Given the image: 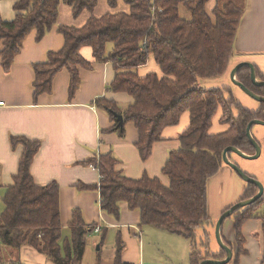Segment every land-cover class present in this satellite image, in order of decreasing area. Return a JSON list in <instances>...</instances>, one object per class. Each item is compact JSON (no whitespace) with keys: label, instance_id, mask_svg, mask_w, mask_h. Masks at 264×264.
Wrapping results in <instances>:
<instances>
[{"label":"trees","instance_id":"16d2710c","mask_svg":"<svg viewBox=\"0 0 264 264\" xmlns=\"http://www.w3.org/2000/svg\"><path fill=\"white\" fill-rule=\"evenodd\" d=\"M107 1L111 7H116L119 0ZM124 1L130 6V13L92 15L84 26L76 27L57 24L61 2L67 3L75 16H79L87 9L92 11L97 0H17L14 20L4 21L0 17V43L4 45L0 49L2 64L5 69L11 67L30 31L37 30V38L41 39L58 26L65 45L58 52L51 51L47 61L34 64V97L52 92L57 72L66 68L71 74L69 91L73 98L81 83L79 68L92 65V61L81 55L80 49L91 46L97 62L112 64L115 75L109 88L128 93L134 100L121 109L113 100L97 99V105L106 108L115 121L107 130L125 136V125L134 123L138 129L135 144L143 160L149 159L154 145L162 139L164 127L178 124L183 112L188 111L190 124L180 136L182 144L179 149L170 151L162 168L169 184L164 185L159 177H150L147 173L136 179L128 177L117 170L119 160L109 151L91 161L101 174L100 184L81 188L99 189L102 210L115 218L119 219L123 201L131 210H140L141 224L155 225L186 237L192 245L190 264H200L203 259H223L224 249L219 252L211 249L209 231H205L200 240L209 251L202 252L199 239L197 241V229L211 223L208 181L224 164L222 154L226 147H239L248 154L255 152L247 137V125L254 119L264 120V102H260L257 110H250L236 99L230 87H204L200 81L228 72L247 0H215L210 11L207 9L209 0ZM181 4L190 13V20L181 17ZM109 42L113 44L110 50ZM151 58L160 72L151 70L142 76L139 68L147 65ZM237 78L247 88L264 96V86L251 80L250 67L242 66ZM257 78L264 81L259 71ZM219 109L222 123L229 128L211 133ZM114 112L124 115L122 125L118 124ZM11 144H21L24 149L14 183L6 188L3 198L0 194L5 207L0 216V242L13 249L30 245L56 264H81L87 235L95 226L86 224L80 209L74 210L70 224L72 238L61 248L60 187L55 181L38 185L31 175V161L40 149V141L17 136L12 138ZM247 185L249 188L241 199L250 198L258 191L257 185ZM263 204L264 194L229 217L235 220L237 256L246 251L243 224L255 217ZM259 214L264 236V210ZM101 233L102 243L106 230ZM223 238L232 246L225 240L224 229ZM123 245L119 236L117 264H123ZM0 264L24 263L0 261Z\"/></svg>","mask_w":264,"mask_h":264},{"label":"crops","instance_id":"0c3cea01","mask_svg":"<svg viewBox=\"0 0 264 264\" xmlns=\"http://www.w3.org/2000/svg\"><path fill=\"white\" fill-rule=\"evenodd\" d=\"M16 1L0 0V17L4 21H12L16 17ZM210 1H213L210 6L212 9L215 0ZM85 12L86 10L75 16L72 8L61 2L57 24L82 27L92 16ZM57 28L58 26L52 28L41 39L37 38V30L30 31L9 69L4 68L0 54V102H5L0 107L1 197H4L6 188L14 183L24 149L21 144L12 146V138L25 136L30 140H39L40 149L31 161V175L38 185H48L55 181L60 187L61 248L72 238L70 224L73 212L80 209L86 224L95 226L87 235L81 264H117L116 245L119 236L124 244L121 255L123 264H190L192 245L186 237L164 231L155 225L141 224L140 210H131L128 203L123 201L119 219L115 218L102 210L99 189L81 188L84 185L100 184L101 174L91 161L92 158L109 151L119 160L117 170L128 177L136 179L147 173L150 177H159L164 185L169 184V178L162 172V168L170 151L181 146L180 136L190 124V113L184 111L178 124L164 127L162 139L154 145L149 159L143 160L135 144L138 140V129L134 123L128 122L125 125V136L107 130L115 121L106 108L97 105V99L105 97L113 100L121 109H125L134 100L128 93L114 92L109 88L115 71L110 62H97L91 46L80 49L81 55L92 61V65L89 68H79L81 83L73 98L69 91L71 74L66 68L57 72L52 92L35 98L34 64L47 61L51 51L58 52L65 45L64 36ZM235 38L234 55L228 72L220 77L201 80L200 83L211 88L230 87L236 99L245 107L257 110L260 101L247 95L233 82L231 74L237 64L251 62L256 67L257 74L259 71L264 76V0H247L246 11ZM3 47L0 43V49ZM139 70L142 76L151 70L160 72L153 58ZM217 112L211 125V133H221L229 128L222 123L221 110ZM207 186L211 223L205 226L208 229L201 227V237L205 231H209L211 248L214 252H219L221 247L216 238L213 241V232L209 226L218 220L225 209L240 202L249 185L229 165L223 164L219 172L210 177ZM227 219L223 226L224 237L233 248V260L229 264H264L261 217L260 223L253 218L244 222L243 244L246 251L240 256H237L235 242V220ZM96 226L100 228L98 231L95 230ZM104 229L106 237L101 243V232ZM0 261L56 264L45 253L30 245L13 249L1 242Z\"/></svg>","mask_w":264,"mask_h":264},{"label":"water","instance_id":"95a60500","mask_svg":"<svg viewBox=\"0 0 264 264\" xmlns=\"http://www.w3.org/2000/svg\"><path fill=\"white\" fill-rule=\"evenodd\" d=\"M242 66H248L251 68L252 82H254L256 85L264 86V81L259 80L257 78L256 67H254V65L251 62L250 63L242 62L236 65V68L232 71V74H231L233 82L237 83L247 95L252 96L253 98H255L256 100L260 102H264V96L256 94L254 91L247 88V86L237 78V73L240 70V68H242ZM114 115H116L117 117L118 124L122 125L124 123V115L122 113L119 114L117 112H114ZM255 123L264 125V120L254 119L247 125L248 126L247 137H248V140L251 142V144L254 146L255 152L253 154H248L244 152L243 150H241L239 147L237 148L235 146H228L224 149L222 156H223L224 162L227 165H229L233 170H235L236 173L240 175V177L246 183L257 185L258 191L254 194V196L250 198H246V199H241L240 202L225 209V211L221 214L218 222L216 223L215 230H216V235H217V241L221 249H224L226 252L225 258L223 259H215V258L203 259L200 264H227L233 260L232 259L233 258V248L231 245L226 243L223 238L224 222L226 221L227 218L232 216L234 211L240 209V207H245V206L253 204L256 200H258V198H260L264 194V184H262L256 177H253L252 175L242 170L235 162L231 160L229 156L231 152H234L237 155L239 154L248 159L257 158L258 156H260L259 154H260L261 148H260L259 142L255 139L252 133V128H253L252 125Z\"/></svg>","mask_w":264,"mask_h":264},{"label":"rangeland","instance_id":"374dc122","mask_svg":"<svg viewBox=\"0 0 264 264\" xmlns=\"http://www.w3.org/2000/svg\"><path fill=\"white\" fill-rule=\"evenodd\" d=\"M212 2L213 1L209 0V2L207 4V9L209 11L211 10L210 6H211ZM179 10H180L181 17H183L187 20H190V18H191L190 13L187 10H185V8L182 4L180 5ZM117 11L130 13L129 12L130 6L124 0H119L116 7H111L108 4L107 0H97L96 7L92 11L87 9L85 13L88 12V13H90V15H94V16L98 17V16H102V14H104L105 12L117 13ZM112 47H113V44L111 42H109L108 47H107L108 50H110ZM252 126H253L252 133H253L255 139L259 142V145L261 148V151L259 154L260 156H258L257 158L248 159V158H245L239 154L237 155L236 153L231 152L230 158L242 170H244L248 174L252 175L253 177H256L262 184H264V125L255 123ZM224 164H226V163L224 162ZM237 176L240 177V175H238V174H237ZM242 181H244V180L242 179ZM4 208H5L4 203L2 200H0V216H1ZM263 210H264V204L261 206L260 209L257 210V212H255L256 215H255V217H253V219L258 220L259 223H260V221H259L260 217L259 216L261 215L259 213L262 212ZM219 218H218V220H219ZM218 220L214 221L213 224H211V226H209V229L212 230V232H213V241H214V238H216V241H217L215 226H216V223L218 222ZM227 220H232V219L228 218ZM205 228L208 229L207 227H205ZM214 232H215V234H214ZM202 233H203V230L200 228L198 233H197V241L199 239L198 242L200 243L199 245H201V247H202V252H206V251H209V249H207V246L205 245V243H203L201 241L206 247H204V245H202V243L200 242V240H202V237H201ZM217 244H218V241H217Z\"/></svg>","mask_w":264,"mask_h":264},{"label":"built area","instance_id":"2783aa9c","mask_svg":"<svg viewBox=\"0 0 264 264\" xmlns=\"http://www.w3.org/2000/svg\"><path fill=\"white\" fill-rule=\"evenodd\" d=\"M3 105H5V102L4 101H1L0 102V107H2ZM92 165L94 166V167H96L97 168V166L92 162ZM98 169V168H97ZM99 170V169H98ZM100 228H99V226H96V228H95V230L96 231H98Z\"/></svg>","mask_w":264,"mask_h":264}]
</instances>
